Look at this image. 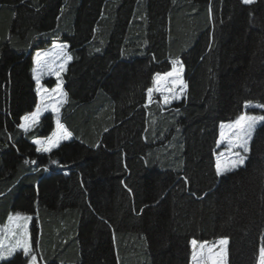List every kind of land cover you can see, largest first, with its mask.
I'll return each mask as SVG.
<instances>
[{"label":"trees","instance_id":"1","mask_svg":"<svg viewBox=\"0 0 264 264\" xmlns=\"http://www.w3.org/2000/svg\"><path fill=\"white\" fill-rule=\"evenodd\" d=\"M54 42L71 56L59 111L71 136L41 153L32 141L53 116L18 125L37 105L34 53ZM173 60L185 96L148 103ZM245 101L264 104V0H0V222L32 217L41 264H190L192 239L221 237L227 264H257L264 121L242 166L217 176L214 159L220 124Z\"/></svg>","mask_w":264,"mask_h":264},{"label":"snow or ice","instance_id":"2","mask_svg":"<svg viewBox=\"0 0 264 264\" xmlns=\"http://www.w3.org/2000/svg\"><path fill=\"white\" fill-rule=\"evenodd\" d=\"M244 5H251L256 0H241ZM67 48V45L62 46L61 53L64 57L63 62L59 64L58 68L50 66V63L43 60L44 56L48 53H37L33 68V79L37 84V96L39 101L34 111L25 114L20 118L21 122L18 125L24 132H28L35 124L39 122L40 116L43 111H47L49 108L56 113V130L44 139H35L33 143L37 145V152H51L53 148H56L61 139H68L71 133L68 132L64 125L60 122L59 111L63 103H66L67 93L62 88V79L60 73L65 71L68 61L71 59L70 55H67L63 49ZM60 55L56 59L60 58ZM54 64V61L52 62ZM44 70L54 72L57 76V83L51 92L47 89H42L40 83V75ZM184 65L179 60L172 61V68L170 71L164 73H155L152 79V87L147 88V96L149 102L153 99V93L159 92L163 96L165 104L171 103L174 99H180L185 94L187 84L183 78ZM178 89V90H177ZM44 92L49 100L55 96L60 97L58 103H44L45 96L41 95ZM167 93V94H165ZM252 101H245V107H251ZM257 108H264V104H256ZM177 111H179L177 109ZM264 121V115H248L243 113L234 121L229 123L220 124V139L217 140V144L221 143V140L228 139V151L235 157V159L222 161L220 158L216 160L215 170L216 175L221 176L225 172L231 171L245 163L247 157L241 155L240 152H234V148H240L244 153L249 152V141L252 137V132L258 122ZM221 157L224 153L220 154ZM29 163V161H25ZM35 163V161H32ZM56 163V161H53ZM188 181L186 180V183ZM31 217L21 216L20 213H16L14 216L10 214L8 216L9 224L0 228V260H6L12 257L18 250H22L25 257H29L28 264H37V256L33 252L32 243L28 234V225ZM23 221V223H21ZM15 237L14 243H5L6 240H11ZM38 243V242H37ZM191 264H227V246L228 238L221 237L214 243L209 241L199 242L196 239L191 240ZM258 264H264V245L259 249Z\"/></svg>","mask_w":264,"mask_h":264},{"label":"rangeland","instance_id":"3","mask_svg":"<svg viewBox=\"0 0 264 264\" xmlns=\"http://www.w3.org/2000/svg\"><path fill=\"white\" fill-rule=\"evenodd\" d=\"M240 1H241V0H240ZM62 46H64L63 43H57V42H54V43H53L48 49L35 52V53H34V56H33V63H34V60H35V57H36L37 53H41V54H43V53H48L49 55L44 56V57H43V60L49 62L51 67L58 68L59 64L62 63V62H63V59H64V57H63L62 55H60V53H61V49H62ZM63 51L66 53V50H65V49H63ZM58 55H60V58H59V59H56V57H57ZM53 61H54V64L52 63ZM173 61H174V60H173ZM34 67H36L35 64H34ZM171 68H172V62H171ZM171 68H170V70H171ZM170 70H169V71H170ZM60 75H61V73H60ZM182 75H183V74H182ZM49 78L54 80V85H53L52 87H46L45 85L42 84V81H43V80H45V79H49ZM183 78H184V77H183ZM34 82H35V86H36V94H37V84H36V81H35V80H34ZM57 82H58V81H57V76L55 75L54 72H50V71H48V70H44V71L42 72V74L40 75V83H41L42 89H47L48 92H51V89L54 88V87L56 86V83H57ZM152 86H153V85H152ZM152 86H151V87H152ZM177 90H178V89H177ZM165 94H167V93H165ZM41 95H44V96H45L44 103H58V101L60 100V97L55 96V94H53V98H52L51 100H49V99L47 98L46 94H45L43 91L41 92ZM184 96H185V94L182 95L180 99H182ZM180 99H178V100H177V99H174V100L171 101V103L174 102V101H179ZM154 100H155V101H156L161 107H163V108L168 107V106L171 104V103L165 104V103H164V100H163V96H162L161 93H159V92H154V93H153V99H152L151 102H149V100H148V96H147V102H148V103H152ZM38 101H39V97L37 96V103H38ZM252 105H253V106L248 107V108L244 107V111L242 112V114H243V113H246V114H248V115H257V116H259V115H263V114L260 113V112L253 113V112H246V111H245L246 109L264 110V108H257V107H255L256 104H253V103H252ZM35 108H36V107H35ZM34 110H35V109H34ZM46 113H50V114L53 116V123H54V129H53V131H55V130H56V115H57V114L54 113V112L51 110V108H49L47 111H43L42 114H41V116H43V115L46 114ZM240 115H241V114H240ZM41 116H40V117H41ZM261 122H262V121H261ZM261 122H258V123L256 124L255 128H256ZM255 128H254V130H255ZM254 130H253V132H254ZM53 131H52V133H53ZM253 132H252V135H253ZM52 133H51V134H52ZM51 134H50V135H51ZM50 135H49V136H50ZM69 138H70V137H69ZM69 138L66 139V140H65V139H61L60 143H61L62 141H67V140H69ZM251 138H252V137H251ZM38 139H44V138H38ZM219 139H220V133H219ZM33 141H34V140H33ZM33 141H32V142H33ZM60 143H59V144H60ZM249 143H250V141H249ZM228 147H229V145H228V139L225 138L224 140H221V143L218 144V148H217L216 152L214 153L215 163H216V160H217L218 158H220L222 161H227V160L235 159V157H234V156L228 151ZM36 148H37V145H36ZM53 149H54V148H53ZM233 151H234V152H240L241 155H245V156L247 157V153H244L243 150L240 149V148H234ZM41 153H48V152H41ZM221 153H224V156H223V157L220 156ZM241 166H242V165H241ZM238 167H239V166H238ZM232 170H234V169H232ZM232 170H231V171H232ZM228 172H229V171H228ZM225 173H226V172H225ZM16 213H20V212H8V213L5 215L4 220L0 222V228H3L5 225H8V224H9L8 216H9L10 214H12V215L14 216ZM20 214H21V216H29V217H31L30 215H25V214H23V213H20ZM31 222H32V217H31V219H30L29 221H27L29 237H30L29 227H30ZM21 223H23V221H21ZM40 231H41V228H40ZM218 239H219V238H218ZM218 239H216V240H218ZM216 240L209 241V242L214 243ZM14 242H15V237L11 238V240H6V241H5V243H14ZM190 242H191V241H190ZM32 248H33V247H32ZM36 249H37V251H39V246H38V245H37ZM18 251H22V250H18ZM22 252H23V251H22ZM191 253H192V247H191V243H190V254H191ZM258 258H259V255H258ZM28 259H29V257H28ZM27 264H28V262H27ZM37 264H41V261H39L38 258H37ZM190 264H191V255H190ZM257 264H258V260H257Z\"/></svg>","mask_w":264,"mask_h":264},{"label":"crops","instance_id":"4","mask_svg":"<svg viewBox=\"0 0 264 264\" xmlns=\"http://www.w3.org/2000/svg\"><path fill=\"white\" fill-rule=\"evenodd\" d=\"M64 45H66V44H64ZM65 50H66V53H67V48H65ZM67 55H68V54H67ZM69 61H70V60H69ZM69 61H68V62H69ZM63 72H64V71H63ZM63 72H62V73H63ZM62 73H61V74H62ZM69 139H70V138H69ZM62 142H63V141H62Z\"/></svg>","mask_w":264,"mask_h":264}]
</instances>
